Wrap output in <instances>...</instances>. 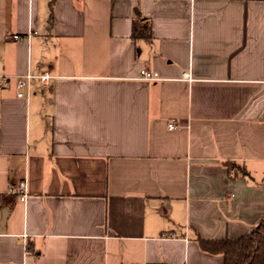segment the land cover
<instances>
[{"label":"crops","instance_id":"obj_1","mask_svg":"<svg viewBox=\"0 0 264 264\" xmlns=\"http://www.w3.org/2000/svg\"><path fill=\"white\" fill-rule=\"evenodd\" d=\"M0 76V264H223L196 238L264 219V0H0Z\"/></svg>","mask_w":264,"mask_h":264},{"label":"trees","instance_id":"obj_2","mask_svg":"<svg viewBox=\"0 0 264 264\" xmlns=\"http://www.w3.org/2000/svg\"><path fill=\"white\" fill-rule=\"evenodd\" d=\"M148 24L143 25L144 36L148 37ZM141 33L132 34L133 37ZM233 165V163H232ZM231 168L230 166H228ZM242 174H247L245 170ZM264 186V175L262 177ZM199 247L208 253L223 256V264H264V219L249 233L236 239H203L196 238Z\"/></svg>","mask_w":264,"mask_h":264},{"label":"built area","instance_id":"obj_3","mask_svg":"<svg viewBox=\"0 0 264 264\" xmlns=\"http://www.w3.org/2000/svg\"><path fill=\"white\" fill-rule=\"evenodd\" d=\"M16 37V36H15ZM15 81V87L17 89L16 95L17 97H27L30 94L29 86L31 84V81L35 78H37L42 84H47L50 75L47 73H42L38 75H34L30 72H27L25 74H19L12 76ZM182 78H189V72L184 71L181 73ZM138 78L142 80H158L159 75L155 71H150L145 68H142L139 70ZM10 79V76H0V85L6 84ZM168 126L170 128L175 127L173 123H169ZM17 189L19 191V199L25 200L27 197V189H26V181L25 179H22L18 185ZM165 236V235H163ZM165 237L169 238H175V235H167Z\"/></svg>","mask_w":264,"mask_h":264}]
</instances>
